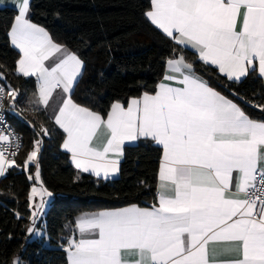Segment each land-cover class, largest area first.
Wrapping results in <instances>:
<instances>
[{"label": "snow or ice", "instance_id": "6c2138e0", "mask_svg": "<svg viewBox=\"0 0 264 264\" xmlns=\"http://www.w3.org/2000/svg\"><path fill=\"white\" fill-rule=\"evenodd\" d=\"M13 3L18 14L8 35L19 53L15 71L36 77L38 101L45 107L60 91L53 120L75 167L107 177L119 170L126 142L141 138L162 153L157 204L82 217L80 238L68 241L69 264H264V121L251 119L210 87L185 55L194 50L199 61L229 80L239 82L250 72L264 79V0H151L146 17L176 48L154 92L126 105L114 102L106 116L72 99L82 61L66 50L53 60L63 46L31 21V0ZM5 79L0 73V81ZM18 94L10 84L0 85V108L6 97L13 104ZM250 103L264 111V103ZM101 128L107 138L97 146ZM40 132L49 135L43 125ZM0 143L3 175L5 166L21 167L14 159L21 145L12 148L2 133ZM41 145L40 139L33 142L22 166H35V177L28 178L37 182ZM46 191L32 187L33 217L45 207L41 199L33 208V198ZM210 243L226 244L232 255L219 259Z\"/></svg>", "mask_w": 264, "mask_h": 264}, {"label": "trees", "instance_id": "16d2710c", "mask_svg": "<svg viewBox=\"0 0 264 264\" xmlns=\"http://www.w3.org/2000/svg\"><path fill=\"white\" fill-rule=\"evenodd\" d=\"M150 7L149 0H31L29 18L83 62L72 99L106 115L114 102L154 92L176 48L148 22L145 13ZM16 15L15 8L0 7V73L6 78L0 84L19 90L17 101L27 111L29 122H13L22 139V149L14 158L21 167L9 168L0 179V264H12L15 259L28 264H66L64 247L81 213L155 203L161 150L150 140L125 145L119 176L113 180L77 172L68 155L60 151L64 133L29 101L36 94L35 80L15 71L19 54L8 33ZM185 55L210 86L237 103L251 119L264 121V111L250 103H264V87L256 72L239 82L228 81L188 49ZM41 125L49 135L40 132ZM37 139L42 141L40 179L53 198L44 215L45 236L29 241L32 182L28 177L35 166L27 170L22 166Z\"/></svg>", "mask_w": 264, "mask_h": 264}, {"label": "crops", "instance_id": "0c3cea01", "mask_svg": "<svg viewBox=\"0 0 264 264\" xmlns=\"http://www.w3.org/2000/svg\"><path fill=\"white\" fill-rule=\"evenodd\" d=\"M150 1V6H151V0H149ZM13 7V8H15L14 7V3H13V0H0V7ZM16 9V8H15ZM17 10V9H16ZM150 10H151V7H150ZM17 14H18V12H17ZM147 18V17H146ZM147 20H148V22L155 28V29H157L159 32H161L164 36H166V34H164L163 33V31L161 30V29H159V28H157L154 24H152L151 23V21L147 18ZM13 23H14V21H13ZM11 30V29H10ZM47 31V30H46ZM47 33L49 34V32L47 31ZM9 34V33H8ZM9 36V35H8ZM49 36H50V34H49ZM51 37V36H50ZM167 37V36H166ZM167 38H169V37H167ZM52 39V38H51ZM170 39V38H169ZM9 41H10V38H9ZM53 41V40H52ZM54 42V41H53ZM55 43V42H54ZM10 44H11V42H10ZM11 46L13 47V45L11 44ZM13 49H15L14 47H13ZM17 52H18V50L17 49H15ZM64 50H66L67 52H71L69 49H67L66 47H63V50H62V52L61 53H57L56 54V56L55 57H53V60H56L58 57H61L63 54H64ZM189 51H191V52H193L194 54H195V52H194V50H191V49H188ZM72 53V52H71ZM19 54V53H18ZM196 59H197V57H196ZM198 60V59H197ZM199 61V60H198ZM200 63H202L201 61H199ZM46 64H51L52 63V60H50V61H46L45 62ZM203 64V63H202ZM203 65H205V64H203ZM205 66H209V67H211V68H214V69H216V71L218 72V74L219 75H221V76H223L224 78H226L228 81H233V80H229L226 76H224L223 74H221L218 70H217V68L216 67H214V66H211V65H205ZM83 67H84V65H83V62H82V69H81V72H83ZM165 71H166V65H165V69H164V72H163V75H162V77H161V80H160V82L163 80V76L165 75ZM257 74V73H256ZM19 75V74H18ZM82 75V74H81ZM258 75V74H257ZM20 76H22V75H20ZM259 76V75H258ZM81 76H79L78 77V79L80 78ZM26 78H28V77H26ZM29 78H33L34 80H35V83H36V94L34 95V96H32V97H30L29 98V101H30V103H32V104H34V105H37L38 107H40L41 108V110L45 113V115L46 116H48L52 121H53V123H54V120H53V117H54V115H55V112H56V110L58 109V107H59V104H60V96H61V93H60V91L59 90H57V92L56 93H54L53 94V97H52V99L49 101V105L47 106V107H45L42 103H40L39 101H38V94H37V80H36V77H29ZM245 77H243V78H241V80H243ZM259 78L261 79V81H262V85H263V87H264V79H262L260 76H259ZM78 79H77V81H78ZM205 80V79H204ZM240 80V81H241ZM159 82V83H160ZM234 82H236V81H234ZM76 84V83H75ZM210 86V85H209ZM210 87H212V86H210ZM213 89H215L214 87H212ZM217 92H219L217 89H215ZM220 94H222L221 92H219ZM223 95V94H222ZM141 96V95H140ZM223 96H225V95H223ZM226 97V96H225ZM228 98V97H227ZM228 99H230V98H228ZM129 100V99H128ZM127 100V101H128ZM231 100V99H230ZM127 101L124 103L125 105L127 104ZM233 101V100H232ZM234 102V101H233ZM122 103V102H121ZM112 105V104H111ZM110 108H111V106H110ZM110 108H109V110H110ZM108 110V111H109ZM107 111V112H108ZM107 114V113H106ZM106 116V115H105ZM255 120V119H254ZM257 121H259V120H257ZM55 124V123H54ZM56 125V124H55ZM57 126V125H56ZM58 127V126H57ZM59 128V127H58ZM61 130V129H60ZM62 131V130H61ZM106 132H105V129H103V128H101L100 130H99V132H98V134H97V136L95 137V139H94V144L95 145H97V146H100V145H102L104 142H105V140H106ZM64 139V138H63ZM141 140H147V139H143V138H141V139H139V140H137V141H132V142H126V144L125 145H128V144H134V143H136V142H138V141H141ZM151 141V140H150ZM152 142V141H151ZM153 143V142H152ZM62 144H63V141H62V143H61V146H60V151L61 152H63V153H65V154H67L68 155V157H69V162H70V164L73 166V168L77 171V172H79V173H81V174H87V175H90V176H92L93 178H95V179H98V180H103V181H106V180H113V179H116L118 176H119V170L117 171V172H115V173H109L108 174V176L107 177H105L104 176V173H101L100 174V176H97V175H95L94 173H92L91 171H89V172H84V171H82L81 169H78V168H76L75 167V165H74V163H73V161H72V158H71V154L70 153H68L66 150H64L63 148H62ZM154 144V143H153ZM155 145V144H154ZM155 146H157V145H155ZM157 147H159V146H157ZM161 150V149H160ZM162 154V153H161ZM109 158H115V157H112L111 156V154H110V157ZM122 158H123V156L122 157H120L119 159H120V163H121V161H122ZM161 158V157H160ZM120 163H119V165H120ZM159 166H160V162H159ZM9 168L7 167V166H5V172H4V174L3 175H0V179L6 174V172H7V170H8ZM158 172H159V168H158ZM158 172H157V175H158ZM40 184L41 185H39V183H37V189H40L41 187H43L44 189H46L44 186H43V184H42V182H41V179H40ZM157 185H158V179H157V183H156V198H155V203L154 204H157ZM32 187L33 186H31V188H30V191H29V195H30V192H31V189H32ZM47 190V189H46ZM49 191L47 190L45 193H44V195L41 197V198H38L37 200H36V197H34V199H33V202L34 203H37L38 205L40 204V201H41V199L45 202V207H48L49 206V204H50V202H51V200H52V198H53V195H51L50 197L47 195V193H48ZM52 194V193H51ZM153 204V205H154ZM153 205H151V206H148V207H140V206H137V205H130V206H126V207H122V208H113V209H102V210H99V211H93V212H83V213H81L76 219H75V223H74V227H73V229H72V232H71V234H70V236H69V238L67 239V241H66V244H65V247H64V250H65V253H66V260H67V263L66 264H69V253H68V251H66V249H68L69 248V244H68V241L70 240V239H74V240H78L79 238H80V232H79V229H78V227H77V222L82 218V217H91V216H94L95 214H98V213H100V212H112V211H117V210H120V209H124V208H129V207H132V206H136V207H140V208H151ZM32 207H33V204H32ZM45 207L44 208H42V209H45ZM41 209V210H42ZM32 211V209L30 208V212ZM31 217H32V215H30V219H31ZM29 221H31V220H29ZM39 225V224H38ZM41 226L43 227V224L41 223ZM29 229H32V231L30 232L29 231ZM29 229L27 230V232H28V240L29 241H31V240H35V239H40L41 238V234H37V231H38V229H37V227H36V225H33V224H31L30 223V227H29ZM39 237V238H38ZM43 237V236H42ZM227 248H228V246L226 245V244H222V243H217V244H212V243H210L209 244V250H210V252L213 250V249H215V253H216V255H217V257L219 258V259H228V258H230V256L232 255L228 250H227Z\"/></svg>", "mask_w": 264, "mask_h": 264}, {"label": "built area", "instance_id": "2783aa9c", "mask_svg": "<svg viewBox=\"0 0 264 264\" xmlns=\"http://www.w3.org/2000/svg\"><path fill=\"white\" fill-rule=\"evenodd\" d=\"M2 85V84H0ZM7 91V90H6ZM10 97H6L3 102V107L0 108V133L9 136L12 148L15 147L17 143L21 145L19 148L18 154L22 149V139L21 136L13 127V122H29V116L27 111H25L18 103L17 97L13 104L9 103ZM3 143H0V147H4ZM8 155V153H5ZM17 156V155H16ZM15 156V157H16ZM14 157V158H15ZM13 158V157H10Z\"/></svg>", "mask_w": 264, "mask_h": 264}, {"label": "rangeland", "instance_id": "374dc122", "mask_svg": "<svg viewBox=\"0 0 264 264\" xmlns=\"http://www.w3.org/2000/svg\"><path fill=\"white\" fill-rule=\"evenodd\" d=\"M33 166H34V165H33ZM35 172H36V169L34 170V172H33V174H32L33 177H35ZM31 182H32V185H31V186L36 187V188H38V187H37V183H39V185H41V184H40V181L37 182V181L35 180V178H33V179L31 180ZM38 198H41V196H39V195L36 196V200H37ZM33 199H34V198H33ZM37 206H38V204L33 202V208H35V207H37ZM47 209H48V207H45V209L40 210V214H38L36 217H33V216H32L31 219H30L31 221L29 222V226H28V229H29V227H30V223L33 224V225H36V227H37V229H38L37 234H41V237H42V236H45L44 227L41 226V223L43 224V221H44V215H45ZM38 224H39V225H38ZM38 238H39V237H38ZM14 261H16L17 264H28L26 260L15 259ZM14 261H13L12 264H14Z\"/></svg>", "mask_w": 264, "mask_h": 264}]
</instances>
